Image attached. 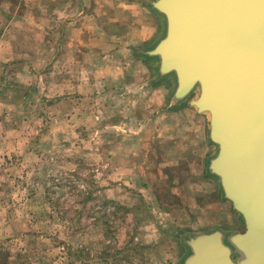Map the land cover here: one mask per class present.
I'll list each match as a JSON object with an SVG mask.
<instances>
[{
	"label": "rangeland",
	"instance_id": "374dc122",
	"mask_svg": "<svg viewBox=\"0 0 264 264\" xmlns=\"http://www.w3.org/2000/svg\"><path fill=\"white\" fill-rule=\"evenodd\" d=\"M149 0H0V264H178L243 224L204 172L206 116L140 55Z\"/></svg>",
	"mask_w": 264,
	"mask_h": 264
},
{
	"label": "water",
	"instance_id": "95a60500",
	"mask_svg": "<svg viewBox=\"0 0 264 264\" xmlns=\"http://www.w3.org/2000/svg\"><path fill=\"white\" fill-rule=\"evenodd\" d=\"M161 32L140 55L169 103L206 116L204 172L243 224L182 240L178 264H264V0H149Z\"/></svg>",
	"mask_w": 264,
	"mask_h": 264
},
{
	"label": "crops",
	"instance_id": "0c3cea01",
	"mask_svg": "<svg viewBox=\"0 0 264 264\" xmlns=\"http://www.w3.org/2000/svg\"><path fill=\"white\" fill-rule=\"evenodd\" d=\"M218 191V190H217Z\"/></svg>",
	"mask_w": 264,
	"mask_h": 264
},
{
	"label": "trees",
	"instance_id": "16d2710c",
	"mask_svg": "<svg viewBox=\"0 0 264 264\" xmlns=\"http://www.w3.org/2000/svg\"><path fill=\"white\" fill-rule=\"evenodd\" d=\"M219 194V193H218Z\"/></svg>",
	"mask_w": 264,
	"mask_h": 264
}]
</instances>
